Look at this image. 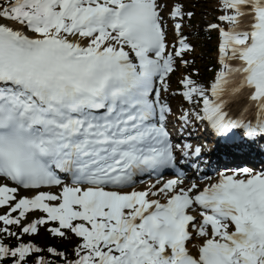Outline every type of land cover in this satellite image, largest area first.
I'll return each instance as SVG.
<instances>
[{"label":"snow or ice","instance_id":"6c2138e0","mask_svg":"<svg viewBox=\"0 0 264 264\" xmlns=\"http://www.w3.org/2000/svg\"><path fill=\"white\" fill-rule=\"evenodd\" d=\"M0 264H264V0H0Z\"/></svg>","mask_w":264,"mask_h":264},{"label":"rangeland","instance_id":"374dc122","mask_svg":"<svg viewBox=\"0 0 264 264\" xmlns=\"http://www.w3.org/2000/svg\"><path fill=\"white\" fill-rule=\"evenodd\" d=\"M207 12V15H203L204 12ZM197 15L193 19V29H186V31H195V26L200 24L203 26V21L205 19L210 20L212 18V9L209 5L205 3H199L196 6ZM206 33L200 31L197 36L191 37L193 43L197 45L196 52L194 55L196 56V66L201 68V75L205 78L210 75L207 71H205L206 66H209L212 63V57L214 52V41L215 34H212V39L207 40L203 37ZM213 48V49H212ZM40 241V239H39Z\"/></svg>","mask_w":264,"mask_h":264},{"label":"trees","instance_id":"16d2710c","mask_svg":"<svg viewBox=\"0 0 264 264\" xmlns=\"http://www.w3.org/2000/svg\"><path fill=\"white\" fill-rule=\"evenodd\" d=\"M35 239L38 241V238H37V237H36ZM38 242H39V241H38Z\"/></svg>","mask_w":264,"mask_h":264}]
</instances>
